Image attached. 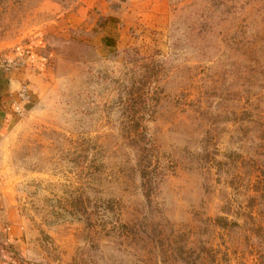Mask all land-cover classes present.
<instances>
[{
	"label": "rangeland",
	"instance_id": "374dc122",
	"mask_svg": "<svg viewBox=\"0 0 264 264\" xmlns=\"http://www.w3.org/2000/svg\"><path fill=\"white\" fill-rule=\"evenodd\" d=\"M0 94L20 264H264V0H0Z\"/></svg>",
	"mask_w": 264,
	"mask_h": 264
},
{
	"label": "crops",
	"instance_id": "0c3cea01",
	"mask_svg": "<svg viewBox=\"0 0 264 264\" xmlns=\"http://www.w3.org/2000/svg\"><path fill=\"white\" fill-rule=\"evenodd\" d=\"M110 17V18H109ZM114 17V18H112ZM109 19L112 20H107L105 22H101L99 25L97 24V20L96 22H88L85 21L86 18H84L85 20L82 21V19L80 21L82 22H78L79 26L76 27L74 25H71L70 22H68V24H65V21H63L62 23V29L61 31L59 30V27L61 26H57L56 30L58 31L59 34H64L70 37H83L85 41H89L92 42L94 45L96 46H108L114 43V36L117 31H115V22L112 23V21L119 19L120 18V14L118 17L114 16L113 14L111 16H108ZM97 19V17H96ZM112 23V24H111ZM65 24V25H64ZM55 28V27H54ZM100 28V30L103 28L106 29L105 31H99L98 29ZM115 31V32H114ZM76 32H78L79 35L76 34ZM13 90H11L12 92ZM10 93V92H8ZM3 98V95L0 94V102L2 101V103H0V123L3 124V122H6V112L3 111L4 108H6V104L4 102L5 98ZM1 124V125H2ZM0 125V126H1ZM13 233L14 230H12ZM11 239H15L14 234H8V232L6 233V230L0 225V264H20V259L18 258V255L15 251L12 250L11 245L7 244L8 240L10 241ZM10 248V249H9ZM14 249V248H13ZM9 250V251H8Z\"/></svg>",
	"mask_w": 264,
	"mask_h": 264
}]
</instances>
